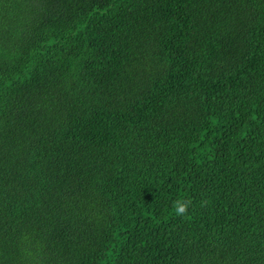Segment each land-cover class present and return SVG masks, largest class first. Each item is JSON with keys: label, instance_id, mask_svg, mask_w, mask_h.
I'll list each match as a JSON object with an SVG mask.
<instances>
[{"label": "trees", "instance_id": "1", "mask_svg": "<svg viewBox=\"0 0 264 264\" xmlns=\"http://www.w3.org/2000/svg\"><path fill=\"white\" fill-rule=\"evenodd\" d=\"M0 264H264V0H0Z\"/></svg>", "mask_w": 264, "mask_h": 264}, {"label": "clouds", "instance_id": "2", "mask_svg": "<svg viewBox=\"0 0 264 264\" xmlns=\"http://www.w3.org/2000/svg\"><path fill=\"white\" fill-rule=\"evenodd\" d=\"M191 204L190 200L177 199L174 203V210L177 215H183L188 211Z\"/></svg>", "mask_w": 264, "mask_h": 264}]
</instances>
